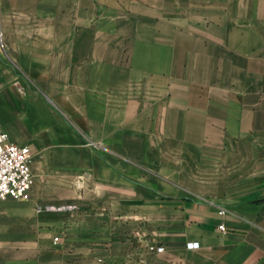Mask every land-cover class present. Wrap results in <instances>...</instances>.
<instances>
[{
  "label": "crops",
  "instance_id": "crops-1",
  "mask_svg": "<svg viewBox=\"0 0 264 264\" xmlns=\"http://www.w3.org/2000/svg\"><path fill=\"white\" fill-rule=\"evenodd\" d=\"M114 80L136 88L123 119L153 118L162 141L134 149L168 152L154 166L170 182L237 166L264 145V0H0V120L34 174L28 200H0V264H264V188L183 196L89 144L85 104Z\"/></svg>",
  "mask_w": 264,
  "mask_h": 264
},
{
  "label": "rangeland",
  "instance_id": "rangeland-1",
  "mask_svg": "<svg viewBox=\"0 0 264 264\" xmlns=\"http://www.w3.org/2000/svg\"><path fill=\"white\" fill-rule=\"evenodd\" d=\"M97 89V103L85 104L87 107L94 105L97 115V124L94 128L95 137L88 138L89 144L96 146L98 149H104L102 153L106 154L107 157H111L118 168L128 173L129 176L133 174L126 169L127 164H129V170L134 169L135 171L137 166H140L138 169H142L146 178H149V181H146V185L148 186H152L153 183L151 182L153 178L165 179L164 181L166 183L162 185H171L183 196L194 195L195 190L206 186L216 190L220 196V200L229 206L249 203L256 194L263 190L264 145L255 152H242L237 166L218 164L199 168H183L182 172L185 171L184 173L187 177H190V181L170 182L169 178L160 175L159 168L154 166L155 162L157 163L155 154L161 153L163 159L166 160L168 158V152H155L146 149L137 151L134 149L137 143L140 146H152L153 143L157 144L162 141L159 136L152 133L153 118L149 117L145 119V127L139 129L137 119L135 118L137 112L134 111V117L130 119H123L121 117L124 109L131 107L132 104L127 102V98L128 95L135 96L136 88H124L114 80L113 87L109 91L107 90L108 94L112 95V100L108 97V94L105 97V92L102 88ZM55 105H58L63 113L72 118L69 113L73 114L74 111L76 112L79 104L58 103ZM144 106L142 104L143 108ZM149 115L151 116V113ZM143 130H145V134L142 133ZM138 131H141V134H138ZM110 143L113 147L112 150L109 149ZM105 145L108 146V149L104 148ZM127 145L129 147L128 150L120 149L121 146L126 147ZM235 155H239V153L237 152ZM231 157L232 153L229 154L227 159H231ZM236 158L238 159V156ZM227 159L225 162H231V160Z\"/></svg>",
  "mask_w": 264,
  "mask_h": 264
},
{
  "label": "built area",
  "instance_id": "built-area-1",
  "mask_svg": "<svg viewBox=\"0 0 264 264\" xmlns=\"http://www.w3.org/2000/svg\"><path fill=\"white\" fill-rule=\"evenodd\" d=\"M33 151L28 145L13 142L5 132L0 120V200H28L34 183L32 170ZM227 209L221 208L220 214L225 216ZM222 232H227L226 224L219 226ZM59 237L55 238V242ZM189 249L199 247V242H189ZM152 250L162 252L164 247L150 246Z\"/></svg>",
  "mask_w": 264,
  "mask_h": 264
}]
</instances>
